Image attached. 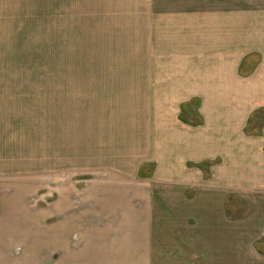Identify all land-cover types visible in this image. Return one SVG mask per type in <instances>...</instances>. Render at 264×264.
<instances>
[{"label": "crops", "instance_id": "obj_1", "mask_svg": "<svg viewBox=\"0 0 264 264\" xmlns=\"http://www.w3.org/2000/svg\"><path fill=\"white\" fill-rule=\"evenodd\" d=\"M83 1L84 33L107 43L101 50L119 51L110 43L132 35V49L158 53L145 65L171 68L174 77L143 80L142 104L134 105L132 125L121 124L116 156L109 162L102 148L85 144V172L69 170L67 180L61 173L47 203L37 202V182L29 180L27 102L0 87V264L19 257L24 264H231L230 251L213 250L216 224L203 217L206 203L218 211L216 200L197 194L206 164L221 161L212 181L227 187L243 170L264 173V165L238 164L253 161V149L242 153L255 143L245 110L264 105V0H0V66L26 64L29 25L46 27L50 12L52 34H82L66 27L64 4ZM90 60L86 66L116 65ZM159 99L183 101L174 108ZM191 99L200 100V125L181 121ZM190 209L202 213L195 218Z\"/></svg>", "mask_w": 264, "mask_h": 264}, {"label": "rangeland", "instance_id": "obj_2", "mask_svg": "<svg viewBox=\"0 0 264 264\" xmlns=\"http://www.w3.org/2000/svg\"><path fill=\"white\" fill-rule=\"evenodd\" d=\"M64 5V11H69L68 14L71 15V19L68 16L67 20L65 19L66 27L69 30L81 31L82 34H52L55 31L53 22L56 18H51L50 12V18L47 20L49 24L46 27L39 26V23L32 26L33 21L29 25L33 34L28 36V48L24 53L23 62L26 64L0 66V81H5L0 87L4 86L2 89L8 92L20 93L21 100L27 102L28 108L23 109L22 117L23 121L26 117L28 123L29 180L37 182V185L32 187L38 191L36 198L37 202L41 203L51 201L52 184L54 181L58 182L61 173L67 180L69 174L64 173H69V170L75 172V175L79 171L85 172L87 166L85 167L84 159H80L82 151L86 148L85 144L102 148L104 156L110 162L108 157L116 156L114 148L118 150L121 146L120 140L117 139L120 137L118 132H121V124L132 125L133 118H136L132 115V112H135L134 105L142 104L143 99L139 93L140 88L145 90L142 81H170L174 72L171 68L145 65L155 63L158 53L156 49H132V35L121 36L119 42H109L112 47L118 45L121 48L119 51H111L110 48L101 50L103 46H108L107 43L98 41L95 35L84 33V1L72 4V8L71 3ZM43 21L45 20L40 22ZM36 26L44 30L43 34H35V31L39 30ZM89 59L94 64L111 62L116 65L86 66L85 63ZM133 62L139 65H133ZM10 96L8 94V97ZM159 100L161 103L176 102L174 108L183 101ZM188 102L185 106L191 115L184 106L180 109L181 118L184 117L187 123L200 125V100L191 99ZM245 113L249 115L245 116L248 119L245 133L253 137L255 143L254 147H244L242 150L245 152L242 153L249 155L253 149L252 155L248 156L252 157L253 161L252 164H238L240 167L251 166L253 169L264 165V105L247 108ZM256 138H259V141H256ZM219 162L221 161L213 162L211 166L206 164L202 170L205 177L204 189L197 194L204 199L216 200L218 211L210 209L206 203L203 215L206 222L216 224L213 232L216 233L214 239L217 243L213 250L230 251L231 258H234L231 259V264H264V173L260 176L255 173L251 175L248 169L247 172L243 170L234 181L235 184L227 187L223 185L227 182L225 180L218 181L219 178H215L212 181L210 169ZM221 182L222 184H218ZM192 192H188L189 201L196 195V192ZM200 213L201 210L195 209L188 212L195 218ZM205 247V251L210 252L207 244ZM25 262L19 257L14 264ZM44 264H51V259L45 260Z\"/></svg>", "mask_w": 264, "mask_h": 264}, {"label": "trees", "instance_id": "obj_3", "mask_svg": "<svg viewBox=\"0 0 264 264\" xmlns=\"http://www.w3.org/2000/svg\"><path fill=\"white\" fill-rule=\"evenodd\" d=\"M185 110L188 112V114L191 115L190 111H188V108H186V106H185ZM181 119H182V121L186 122V120L184 119V117H182ZM249 129H250V127L248 128V130H249ZM205 167H206V166H205Z\"/></svg>", "mask_w": 264, "mask_h": 264}]
</instances>
